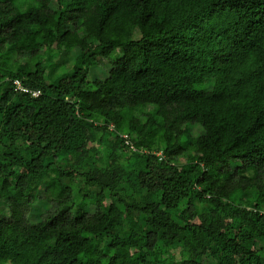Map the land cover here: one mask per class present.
<instances>
[{
	"label": "trees",
	"instance_id": "1",
	"mask_svg": "<svg viewBox=\"0 0 264 264\" xmlns=\"http://www.w3.org/2000/svg\"><path fill=\"white\" fill-rule=\"evenodd\" d=\"M0 264H264V0H0Z\"/></svg>",
	"mask_w": 264,
	"mask_h": 264
},
{
	"label": "rangeland",
	"instance_id": "2",
	"mask_svg": "<svg viewBox=\"0 0 264 264\" xmlns=\"http://www.w3.org/2000/svg\"><path fill=\"white\" fill-rule=\"evenodd\" d=\"M110 70V68H106L104 67L103 69H100V70H94L91 72L90 76L91 77H95V76H98L100 78H107V79H110L111 81H116L117 79H120L122 78V74L118 73V72H112L110 73V75H108V71ZM135 98L137 101H141L143 99V96L140 95V94H135ZM195 133H197V131L199 129H194Z\"/></svg>",
	"mask_w": 264,
	"mask_h": 264
},
{
	"label": "built area",
	"instance_id": "3",
	"mask_svg": "<svg viewBox=\"0 0 264 264\" xmlns=\"http://www.w3.org/2000/svg\"><path fill=\"white\" fill-rule=\"evenodd\" d=\"M13 84H14V89L18 90V91H23V92H30L31 90L27 89L26 87H24L19 79H15L13 80ZM31 94L33 96H37L39 94V91H31Z\"/></svg>",
	"mask_w": 264,
	"mask_h": 264
}]
</instances>
